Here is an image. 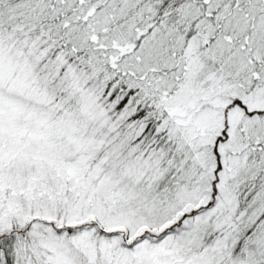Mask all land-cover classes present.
<instances>
[{"label": "snow or ice", "instance_id": "1", "mask_svg": "<svg viewBox=\"0 0 264 264\" xmlns=\"http://www.w3.org/2000/svg\"><path fill=\"white\" fill-rule=\"evenodd\" d=\"M0 264H264V0H0Z\"/></svg>", "mask_w": 264, "mask_h": 264}]
</instances>
